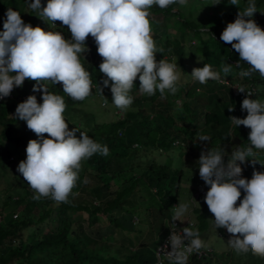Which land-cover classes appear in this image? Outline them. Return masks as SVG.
I'll return each mask as SVG.
<instances>
[{"label":"clouds","instance_id":"obj_1","mask_svg":"<svg viewBox=\"0 0 264 264\" xmlns=\"http://www.w3.org/2000/svg\"><path fill=\"white\" fill-rule=\"evenodd\" d=\"M25 2L43 21L61 22L68 40L58 31L45 32L40 27L26 24L19 12L8 9L0 32V99L9 97L13 89L21 87L26 79L35 82L34 93H42V103L37 102L35 95H29L15 109V117L25 122L27 129L37 136V139L28 141L26 159L19 163L17 172L36 193L33 200L50 197L57 203H66L78 179L81 161L96 153L107 156L109 149L81 131L80 137L76 138L75 130H68L63 116L66 109L64 98L50 93L48 85L61 84L63 93L76 101L91 94V76L80 60L81 54L87 50L85 39L90 35L94 38L96 51L103 58L99 70L106 79H102L101 84L107 88L111 82L112 103L116 108L127 111L132 105L129 92L137 77L141 94L152 96L159 91L163 96L165 90L175 94L179 80L176 64L165 59L156 61V52L163 49L156 48L147 17L153 5L160 9L173 4L187 6L188 0H47L46 6L41 5V0ZM219 3L220 0H215L213 5ZM229 3L236 6L239 0H229ZM256 12L254 0H248L247 8L237 13L234 22L227 23L220 40L230 44L239 54L235 67H241V61L247 63L248 68L240 72L242 77L259 73L264 79V30L252 19ZM231 69L228 64L222 68L225 77ZM190 76L200 84L209 80L228 83L209 64L193 68ZM97 87L102 93L103 88ZM236 89L235 86V96L245 94L243 87ZM252 96L253 92L248 91L241 102V111L247 112L246 117L243 114L229 116L230 140L222 139L216 149L205 144L206 148L197 159L201 181L193 199L203 198L205 203L199 210H190L197 223L194 219L182 222L189 204L177 205L175 199L172 200L173 217L167 220L160 235L159 246L171 233L160 249L162 254L159 255L164 257L160 264L165 260L168 264H187L192 257L201 259L210 254L214 263L217 262L213 248L209 249L200 239L202 233L197 218L201 212L196 211H202L207 218L208 228L204 232L221 242L215 252L225 256L222 260L225 262L226 259V264H243L246 257L256 260L264 257V164L252 171L251 179L242 178V168L247 170L248 159L256 156L258 151H264V102L250 99ZM106 103L105 99L101 104L105 106ZM233 110V107L229 109L230 112ZM235 127H239L242 137L248 138L244 148L231 139ZM201 135L200 131L196 135L201 141L210 139ZM129 150L142 148L133 143ZM159 152L164 149L159 148ZM241 190L244 193L242 199ZM152 191L153 204L171 199L169 195L164 198L165 194L157 196L156 190ZM132 222L137 224L139 219L133 216ZM168 245L171 251L166 250ZM156 261L157 257L152 264Z\"/></svg>","mask_w":264,"mask_h":264},{"label":"trees","instance_id":"obj_2","mask_svg":"<svg viewBox=\"0 0 264 264\" xmlns=\"http://www.w3.org/2000/svg\"><path fill=\"white\" fill-rule=\"evenodd\" d=\"M19 1L21 0H0L1 7L4 9L2 13L8 9L20 13ZM198 1L200 0H188L187 6L173 4L165 9L153 5L149 9L150 14L147 18L149 21L156 22L155 29L166 36L164 52L174 55L177 59L176 63L182 64L186 55L193 58L200 56L203 59L200 68L204 64L211 65L212 70L219 72L221 79H225L228 84L214 80H209L205 84L192 81L182 87L176 84L175 94L165 90L163 96L159 91H156L154 95L147 98H133L130 110L122 120L87 127L77 117V112H81V106L85 100L91 95L97 94L104 97L109 104L112 101L111 82L107 88H103L101 84L102 79H106L99 70L103 58L96 51L97 46L94 38L89 35L85 39V47L87 52L89 51L91 59L89 62H85L83 59L81 63L85 70L89 63L92 67L86 70L91 76V94L82 101H76L63 93L61 84L48 85L50 93L63 96L66 104L63 116L68 123V128L75 130L76 138L80 137L79 131H82L94 142L107 145L109 149L107 156L96 153L81 161L78 179L66 203H57L50 197H42L39 201L33 200L32 197L36 193L17 172L19 163L26 159L25 149L28 141L37 139V136L30 130L32 139H29L28 135L21 131V126H18L20 120L15 117V109L29 95H35L37 102L42 103V93H34L32 88L35 82L26 79L21 87L13 89L9 97L0 99V180L5 184L4 189L0 191V264L128 263L133 253H138V250L128 251L129 254L123 255L124 261L111 255V246L87 235L82 223L73 221L72 216L79 212L83 213L89 228L103 221H106L108 225H114L113 229L106 228V239L114 240L113 236L116 230L127 232L135 230L132 220L133 216L139 214L137 210L141 206L140 201L142 200L137 193L138 187H145L149 191L156 190L157 196L162 194L168 196V190L172 188L170 181L175 178L177 182H180L182 179L183 171L180 166L175 164L177 161L174 158H168L169 164L156 166L151 163L141 166L133 162L131 153L134 151L129 150V147L133 143H138L145 150L150 148L171 149L174 156L180 149L185 152L188 149L191 150L190 156L194 157L192 150L197 141H201L200 137H196L199 131L202 133L201 136L210 137L208 141L201 142L213 149L218 148L223 140H230L231 134L226 131V124H230L229 116L243 114L246 117L247 112L241 111V102L248 91L253 92L250 99L264 102V79L259 76V73H254L251 77H242L240 72L248 68L247 63L241 61V67H235L239 60V54L231 48L230 44H225L220 40L221 33L216 26L210 25L211 23L199 22L192 15L190 8ZM254 2L257 12L253 14L252 19L264 30V0H254ZM222 4L229 8V12H226L225 16L236 17L239 11L247 8L248 0H239L236 6L231 5L229 0H220V3L216 5L221 6ZM185 9L188 11L186 14ZM28 13L24 21L26 24L40 27L45 32L48 31L50 24H43L37 12L31 9ZM158 16H160L159 20H153ZM207 16L205 15V18ZM5 19L4 15H0V32L3 31ZM217 19V17H213L207 20L211 22ZM173 23L178 26L179 30L176 39H172L168 33L169 29H172ZM56 31L68 40L65 28ZM186 37L188 42L194 43L188 53L184 52L183 47ZM226 64L231 65L232 69L225 77L222 68ZM97 85L103 88L102 93ZM235 86L236 90L243 87L245 94L238 93L235 96ZM138 88L139 83L132 87L129 95L132 94V90L137 91ZM198 91L201 92L198 93ZM179 99L182 103L179 107H175L176 100ZM145 101L150 102H148L147 108L143 107ZM232 107L234 110L230 112L229 109ZM203 109H206L208 113H202ZM202 117H204L206 127L204 130L196 126ZM221 124H224V131L219 140L213 142L212 132ZM186 130H188V134L183 135ZM206 131L208 134H204ZM233 132L235 135L233 134L232 141L243 148L246 147L248 138H244L245 135L242 137L239 127H235ZM44 136L48 138L47 134ZM195 137L196 140H194ZM11 158L14 159L11 160ZM180 162L182 165L183 162L179 160L178 163L180 164ZM248 162L247 170L242 168V178L251 179L252 171L258 167L261 168L264 164V151H258L256 156L248 159ZM84 178L93 179L97 184L90 189L85 188L82 186ZM113 181L119 182V185L115 191L111 192L110 187ZM164 182L167 183L166 191L161 188V183ZM76 192L89 195V199L80 198L76 201L74 198ZM152 194L146 202V208L158 215L157 220L152 222L153 232L151 233L155 234L160 231L158 235H162L167 220H171V218L160 203L153 204ZM243 195V190H241V199ZM40 209H42V214H38L36 217L35 210ZM199 212L201 214L197 218L198 228L203 233L208 228V221L202 211H196V213ZM40 224H52L53 226L47 227L43 231ZM27 230H30V233L25 236L24 231ZM39 232L41 234H38ZM161 241L162 238L159 239V243ZM116 250L120 251V249ZM213 255L218 257L216 263L210 254L201 259L192 257L187 264L227 263L226 259L225 262L222 260L225 258L224 255L220 256L215 251ZM153 256H156V252H153ZM244 260L243 264H264V257L257 259L258 261L252 257H246ZM164 262L166 263L167 260Z\"/></svg>","mask_w":264,"mask_h":264},{"label":"rangeland","instance_id":"obj_3","mask_svg":"<svg viewBox=\"0 0 264 264\" xmlns=\"http://www.w3.org/2000/svg\"><path fill=\"white\" fill-rule=\"evenodd\" d=\"M27 2L31 3L32 0H29V1L27 0ZM214 2H215L214 0H200L198 2H195L193 4V7L190 8L192 10L191 13L194 16V18L198 20L199 22H202L205 24L211 23L210 25H215L218 31L222 33L227 23L234 22L236 17L225 16V13L229 12L228 11L229 8L225 4H222L221 6H217L216 4L213 5ZM46 3H47V0H41L42 6H46ZM18 9L20 10L19 14H20L21 19L25 21L27 15L29 14L28 12L31 10L28 4L25 2V0L19 1ZM2 10L4 9L1 7V4H0V15L2 16L4 15L5 17V13L7 10L4 13H2ZM186 13H188V11L185 9V14ZM205 15H208L207 18H205ZM213 17H217L218 19L216 21H211V22L207 20L208 18H213ZM159 19H160V16L154 17L153 20H159ZM149 22H150V28H151L150 34L152 36V39L155 42L156 48L158 50L163 49V51L156 52L155 54L156 61L159 62L161 59H165L168 62L176 64V71L179 74V80L177 81V85H180L182 87L185 84H188L194 81L190 75H191L193 68L201 67V63L203 61L202 57L199 56L197 58H193V57H189L188 55H186L182 60V64H180L182 66L181 67L178 63H176L177 59L174 55L166 54L164 52L166 36H164L162 33H159L155 29L156 22H152V21H149ZM43 24H50L48 31H53V32L56 30L65 28V26H62L61 22L59 21L53 22L54 27L49 21H43ZM168 33H170V36L172 37V39L173 38L176 39V35H179L178 26L173 23L172 29H169ZM158 35H159V38H158ZM191 46H194V43L188 42L187 37H186L185 41L183 42L184 52L188 53ZM83 59L85 62L87 61L89 62V60L91 59L89 51L87 52L86 50L84 53L81 54L80 60L82 61ZM89 68L90 69L92 68L90 66V63L86 66V70ZM137 83H139L138 77L134 81L133 87ZM225 84H228V83H225ZM200 92L201 91H198V93ZM130 96L132 98H138V99H141L143 97H146V98L149 97V95L147 94H141L139 91V88L137 89V91L132 90V94ZM102 101H105L104 97L102 98L97 94H93L87 100H85V102L82 104L81 112L79 111L77 112V117L78 119L84 122L85 126L90 127V126H93L94 124H101V123L105 124L107 122H111V121H115L119 119L122 120L126 116V113L130 110V108H128L127 111L115 109L116 107L113 105L112 101H111V104L106 103V105L103 106L101 104ZM148 102L149 101H145L143 103L144 108H147L149 106ZM181 103H182L181 99L176 100L175 107H179ZM202 113H208V111L206 109H203ZM226 125H227L226 131L230 133L232 131L230 124L227 123ZM18 126H21L22 128L21 131L24 134L28 135L27 137L29 139H32L30 138L31 137V133L29 132L30 130L27 129L25 122L19 121ZM196 126L201 130L206 129L204 117L199 119V121L196 123ZM223 126L224 124H221L220 126H217L213 130L212 132L213 142H216L217 140H219L220 135L224 131ZM68 130L71 131L70 128H68ZM0 131H1V127H0ZM186 134H188V130H186V132L183 133V135H186ZM204 134H208V132L206 131V133ZM196 144L192 150V153L194 152V157L190 156L189 154L191 150L190 151L188 150L185 152L182 149H180V151L177 152L176 156L172 155L174 153L171 149H164V152H159V149L157 148H150L149 150L142 149V150L134 151L133 153H131L133 162L141 166H147V165H150L151 163L156 166L163 165L165 163L169 164L168 158H174V160L177 161V163L175 164L181 167L183 171V178L181 180V183L177 191H175V188L177 186V181L175 180V178H173V181H170L172 188L169 189L168 191L170 192L169 196L171 199L170 200L165 199L163 202L160 203V205L166 211V214L168 213V215L172 219L173 217V210H172L173 201L172 200L175 199L177 205L181 203H188L189 211L185 214L184 217L181 218L182 222H185L189 219L190 220L194 219L196 222V219H195L196 217L193 212L190 214V210L192 208H194L195 210H199L205 206L203 198L193 199V193L197 188V184L201 181L199 177V171H198V168H199L198 160H199L201 151L203 150L204 147L206 148V145L203 144L201 141H197ZM145 151H148V152L146 153ZM179 160L183 162L182 165H181V162L180 164L178 163ZM96 184L97 183L95 180L84 178L82 186L90 189L94 187ZM118 185H119V182H114V181L111 182L110 191L111 192L115 191ZM4 187H5V184H3V181L0 180V191L4 189ZM161 188L163 189V191H166L167 183L166 182L161 183ZM137 190H138L137 191L138 196L142 200L140 201L141 206L137 210L139 214L135 215V217L139 219V223L134 224L135 230H133V232L116 230L113 236L114 240H108L106 239V228L110 227L111 229H113L114 225L112 224L108 225L106 221H103V222L94 224L91 228H89L87 227V224H86L85 215L81 212L73 215L72 219L73 221L82 223L86 234L92 237L94 240L100 241V242L102 241L106 243L107 245L111 246V252L115 256L120 257L119 259H121L123 255L128 254V251L132 252V251L138 250L139 252L133 253L132 257H130V261H128V263L126 264H152L155 260V257L153 256V252L156 251L159 245V239L161 238L160 235H158L160 231L156 232L155 234L151 233L153 232L151 229L152 222L154 220H157L158 214H155L152 210H147L146 208V202L148 201L151 193H154V192L149 191L145 187L142 188V186L138 187ZM165 197L166 195H164V198ZM74 198L76 201L80 198L89 199V195L85 193H81V192H76V195L74 196ZM42 209L35 210L36 217L38 216V214L40 215L42 214L41 213ZM172 223H175V222H172ZM52 226H53L52 224L51 225L40 224V227H42L43 231L45 230V228L52 227ZM28 233H30V230L24 231L25 236ZM38 234H41V232H39ZM200 239L204 241L206 246H209V249L213 248V250L216 251L220 248L221 242H217V238L213 235H210L209 232L202 233L200 235ZM142 246L144 247L142 248ZM116 249H120V251ZM122 260L124 261V258H122ZM165 264H168V262H166Z\"/></svg>","mask_w":264,"mask_h":264},{"label":"built area","instance_id":"obj_4","mask_svg":"<svg viewBox=\"0 0 264 264\" xmlns=\"http://www.w3.org/2000/svg\"><path fill=\"white\" fill-rule=\"evenodd\" d=\"M13 159H14V158H13ZM13 159L11 158V160H13ZM201 193L204 194L205 191L202 190ZM170 234H171V233H170ZM170 234L167 235V237L165 238L164 242H163V243L157 248V252H156L157 261H156L154 264H160V260H161V259H164V257H163L162 255H159V254H162V253H160V249L163 248L164 245L167 243ZM166 250H167V251H171V249H170V245H168V247H167Z\"/></svg>","mask_w":264,"mask_h":264}]
</instances>
